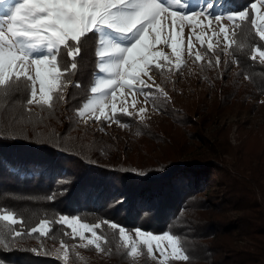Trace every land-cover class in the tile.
Returning a JSON list of instances; mask_svg holds the SVG:
<instances>
[{
	"label": "trees",
	"instance_id": "obj_1",
	"mask_svg": "<svg viewBox=\"0 0 264 264\" xmlns=\"http://www.w3.org/2000/svg\"><path fill=\"white\" fill-rule=\"evenodd\" d=\"M253 1L220 0L221 7L249 10L250 19L232 32L236 43L228 53L202 46L206 61L193 57L197 74L214 87L211 99L197 96L180 111L172 96L159 94L152 118L116 113L120 122L135 124L133 145L101 135L92 120H78L98 70V34L83 38L77 71L64 78L63 99L54 98L51 107L28 103L30 85H0V213L16 219L0 216L5 264H155L141 241L139 254H130L119 226L132 237L136 228L175 236L187 258H169L168 264H264V140L250 127L240 146L230 148L227 126L218 120L253 111L264 95V62L251 56L254 47L264 48L251 25ZM153 69L171 89L172 69ZM241 74L245 78L238 80ZM96 121L106 127L105 120ZM212 124L215 133L223 130L222 138L212 137ZM62 215L100 223L95 227L106 250L89 245L80 252L69 249L67 259L54 254L55 245L70 247L77 239ZM42 220L48 223L45 232L37 228Z\"/></svg>",
	"mask_w": 264,
	"mask_h": 264
},
{
	"label": "snow or ice",
	"instance_id": "obj_2",
	"mask_svg": "<svg viewBox=\"0 0 264 264\" xmlns=\"http://www.w3.org/2000/svg\"><path fill=\"white\" fill-rule=\"evenodd\" d=\"M173 2L177 3L178 0ZM261 2L264 3V0ZM213 7L214 4L205 0L201 11L207 10L208 15H214L211 12ZM0 8L10 9L0 15V23L3 24L0 27V85H30L29 104L35 102L41 106L51 107L54 98L63 99L66 88L63 80L76 73L82 40L90 33L98 34L95 47L97 66L101 72L109 75L107 79L101 76L99 82L91 87V92L99 93L101 96L110 93L114 101L117 98L118 88L140 92L144 94L146 100L151 98L153 94L145 92V88L151 86L145 84L142 76L148 75L152 66L162 70L164 62L170 63L169 58L162 51H154L156 45L164 44L171 47L177 58L175 64L177 69L183 62L180 59V45L185 16L178 17L176 12L170 13V7L161 0H17L16 3L0 0ZM251 8L256 9V18L251 19V25L255 26L259 38L264 40V14H260L255 3ZM221 15L224 13L215 14L217 21L220 20ZM237 18L241 23L236 27L243 29V22L250 19V11L241 10L228 16L229 20ZM188 20L192 23L191 17H188ZM192 26L195 28L199 25L192 23ZM220 33L224 34L226 41H230L224 48L227 52L228 47L236 41L230 38L224 27L220 28ZM214 34L219 35V33ZM207 47L210 50L214 48L211 43ZM62 49L70 58L69 64L63 61ZM191 49V40H189V55H192ZM260 56L264 58V51L260 52ZM195 59L200 60L201 53H195ZM216 63H219L218 59ZM37 83L39 84L38 99ZM75 86L79 87V82H76ZM120 99L123 102V94ZM84 109L91 113L96 111L91 102L85 104ZM111 110L113 114L109 116L101 109L100 115L95 119L115 120L117 113L115 102L111 104ZM120 113L134 115L128 112L126 107L121 108ZM80 115H84V112L81 111ZM137 175L147 174L137 173ZM3 219L11 220L13 217L6 215ZM46 223L41 221V232L47 231L44 227ZM69 223L73 236H79L81 239L84 238L85 231L91 230L89 225L82 224L78 220ZM111 227L118 226L112 224ZM32 232L36 233L37 229L33 228ZM119 234L126 242L131 239L123 227H119ZM136 235L142 238L149 255L153 253V242H155V248L163 257L160 264H168L170 258L161 244L163 240L169 242L172 258H187L179 247L178 239L169 233L153 235L137 229ZM92 236L94 238L89 239L88 243L82 246L95 245L98 250H106L101 247L102 243H106L105 239L95 231H92ZM16 238L20 239L21 234L17 233ZM131 250L133 253L137 251L135 246ZM0 264H5V261L0 259Z\"/></svg>",
	"mask_w": 264,
	"mask_h": 264
},
{
	"label": "rangeland",
	"instance_id": "obj_3",
	"mask_svg": "<svg viewBox=\"0 0 264 264\" xmlns=\"http://www.w3.org/2000/svg\"><path fill=\"white\" fill-rule=\"evenodd\" d=\"M16 2L17 0H8V3H16ZM161 2L164 3L166 6L170 7L169 9L170 13L176 12L178 17L185 16L184 28H183V32L181 33L182 43L180 45L181 47L180 59L183 61L181 66L178 69L175 67L177 58L173 54L170 46L164 44H158L154 49V51H162L170 60V63L164 62V67L166 69L167 68L172 69L171 77L173 76L174 78L172 79L171 89L164 88L159 83V79L163 74L155 72L153 69L154 66H152L150 68V71L148 72V75L142 76V78L145 81V84L151 86L150 88L148 87L145 88V92H150L153 94L150 99L146 100L144 94L140 92H130L127 88H118L116 90L117 98L115 101L113 100V97L111 96L110 93H106L105 95L101 96V94L99 93L93 94L91 92L89 97L83 102V104L77 111L78 120L80 122L92 120L93 121L92 124L98 133L107 137L114 135L120 141H123V139L126 138V142L129 145H133L136 142L137 133L134 130L135 124L134 123L131 124L130 122H126V121L120 122L117 119L105 121L106 127L115 126L116 129L112 131L109 128L101 126L96 121L95 117L100 115V110L103 109V111H105L106 113H108L109 116H111L113 114L111 110V104L115 102L117 105V112H120L121 108L126 107L128 112L131 113L135 112L138 118L149 119L152 118L153 116H156L157 113L159 112V110L154 104V100L155 98H157L159 94L163 96H167V95L172 96L175 108L179 109L180 111L185 110L187 104L193 99H196L197 96H204L208 101L209 99H211V97L214 94V87L209 80L197 74L198 72L193 57H195V53L199 52L201 53V59L197 60V62L206 61L207 55L205 51L201 49V47L205 46V48H208L207 45L209 43L213 44L214 48L216 47L221 48L222 54L228 53V51L227 52L224 51V48L226 44L230 43V41H226L224 39V34L220 33V28L224 27L225 29H227L228 34L232 39L231 34L235 30L236 25L239 21L238 18L235 20L228 19L229 15H232L238 11H233L223 6L221 7V4L219 3L220 0H209L210 3L214 4V7L211 9V12L214 15H208L207 10H205L204 12L201 11V6L205 5V0H178L177 3H174L173 0H161ZM253 3L256 4L260 14H264V3H262L261 0H254L251 3V5ZM8 10L10 9L0 8V15H3L4 12ZM219 13H224V15H221L220 20L217 21L215 14H219ZM188 17L192 18V23H196L199 26L194 28L192 26V23L189 22ZM251 18L252 19L256 18V9H252ZM2 26L3 24L0 23V27ZM253 28L256 32L255 26H253ZM214 33H219V35H215ZM189 40H191L192 55H189ZM201 41H203V43ZM257 49H259V51H257ZM261 51H264V48L254 47L252 49L251 56L262 62L264 61V58L260 56ZM218 60L220 62L221 57ZM230 67L231 68L227 69V72L231 71L232 67H234L232 60ZM101 76H103L105 79L109 78V75L107 73L101 72L98 68L93 78V83L90 86V90L91 87H93L96 83L99 82V78ZM244 78L245 76L242 74L237 77L238 80H243ZM36 88H37V99H38L39 98L38 83L36 85ZM121 94H123V102H121L120 99ZM30 98H31V93H30ZM90 102L96 108L95 113H91L84 109V105ZM254 102L256 106L255 109L251 112H239L237 114L227 113L218 117L219 123H223V125L227 126L226 129H224V131H226V140L230 148H232L233 146L236 148L240 146L242 140L245 139V137L248 135L247 129L250 127L252 132L260 134L262 140H264V95L261 96L258 100L256 99ZM141 109H143L144 111L141 112L140 111ZM81 111L84 112V115H80ZM209 127H210V133L212 134L213 138L214 137L222 138L221 133L223 130L219 133H215V131H212V129L218 127L216 124H212ZM261 129H263L262 132L260 131ZM190 142L192 143V141ZM159 146H161V144L157 145V149H156L157 151H161V148ZM194 146L196 147V145ZM6 215H11L13 217V215L7 211L0 213V216L2 218ZM15 220L16 219L13 217V219H11L10 221H15ZM73 220H78L82 224L89 225L91 230L85 231V236L83 239H81L79 236H75L77 239H75V241H73L70 244V247L63 243L55 245L53 247L54 254L62 258H65V253L68 254L69 249L74 250L76 252H80L82 245L87 244L89 239L94 238L92 236V231H95L97 235L101 236L97 232L95 227V226H99L100 223L93 225L85 221H82L76 215L74 216L62 215L60 217V221L69 227L71 233L72 230L69 222ZM42 221H46V220H42ZM40 223L37 225L38 230H40ZM44 227L47 230L48 223H46ZM137 229L139 228H136L134 230V234H135L134 237H132L129 234V232L125 229V232L130 235L131 239L127 242L122 239L123 243L128 246L129 252L132 256H137L139 254L137 242L138 241L143 242L142 238L136 235ZM140 230L145 233L150 232L153 235H163L164 233H169L167 231L161 233H153L148 230H143V229ZM173 237L176 238L175 236ZM161 244L165 248L166 253L169 254V257L172 258L170 256L171 246L169 242L167 240H163ZM133 246H135L137 249L136 253H133L131 250ZM149 256L150 259L155 264H160V261L163 259V257L160 256L159 251L155 248V242H153V253Z\"/></svg>",
	"mask_w": 264,
	"mask_h": 264
}]
</instances>
